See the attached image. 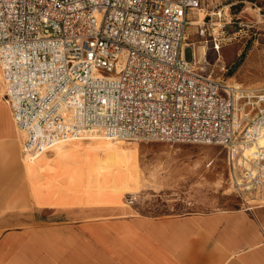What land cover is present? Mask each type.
I'll use <instances>...</instances> for the list:
<instances>
[{"label":"built area","instance_id":"2783aa9c","mask_svg":"<svg viewBox=\"0 0 264 264\" xmlns=\"http://www.w3.org/2000/svg\"><path fill=\"white\" fill-rule=\"evenodd\" d=\"M203 1L0 0L1 90L24 155L90 130L219 145L232 191L264 205V87L234 86L196 59L185 30ZM197 33L210 35L204 21ZM222 40L204 43L218 55Z\"/></svg>","mask_w":264,"mask_h":264},{"label":"rangeland","instance_id":"374dc122","mask_svg":"<svg viewBox=\"0 0 264 264\" xmlns=\"http://www.w3.org/2000/svg\"><path fill=\"white\" fill-rule=\"evenodd\" d=\"M201 9L210 35H198L199 23L185 30L186 42L206 47L200 64L227 83L264 87V0H204ZM212 34L223 38L218 55L204 43ZM183 57L192 59L191 47ZM232 190L219 145L92 135L24 157L13 128L0 140V264L14 256L13 264H104L114 241L131 254L112 255L144 264L146 258L137 259L142 245L152 244L153 253L161 248L163 230L153 222L215 213L226 222V211L251 205ZM247 216L264 232V207ZM109 220L119 227L103 223Z\"/></svg>","mask_w":264,"mask_h":264},{"label":"crops","instance_id":"0c3cea01","mask_svg":"<svg viewBox=\"0 0 264 264\" xmlns=\"http://www.w3.org/2000/svg\"><path fill=\"white\" fill-rule=\"evenodd\" d=\"M12 126L10 109L0 92V140L12 136L14 128ZM255 207L263 208L264 205L226 211L229 214L225 218L226 222L222 219L224 215L222 214L221 218L218 213L207 217L187 216L183 219L153 222L152 224L155 223L153 228H157L160 224L163 230L160 237L161 248L153 253L150 250L156 251V249L152 244L151 247L142 245L140 247L142 256L136 257L146 258L144 264H264V232L261 227H251L250 222L246 220L248 211ZM103 223L112 225L116 223L115 227H119L118 221L109 220ZM222 224L224 228L221 227ZM24 243L28 246V242ZM126 250L120 243L114 241L113 246H108V256L104 257L106 261L104 264H137L131 258H126L123 262L112 255V252L122 251H124L122 254H131ZM3 259L4 257L1 260ZM18 259V256H14L8 261L4 260V264H13ZM45 260L48 262L47 259ZM53 260L51 256L50 262ZM40 263L42 264V260L31 263L25 261L20 264Z\"/></svg>","mask_w":264,"mask_h":264},{"label":"bare ground","instance_id":"6f19581e","mask_svg":"<svg viewBox=\"0 0 264 264\" xmlns=\"http://www.w3.org/2000/svg\"><path fill=\"white\" fill-rule=\"evenodd\" d=\"M197 11H198V13H197V14H198L197 19H196V20H190V22H189L190 25L198 24V23H200L201 20L203 19L204 14L201 12L202 9H201V8H200V9H197ZM186 39H187V36H186ZM185 43H187L186 40H185ZM194 49H195V57H196V59L199 61V55H205V54H206V47H205V46H198V47L195 46ZM0 86H1V79H0ZM234 86H236V85L234 84ZM14 128H15L16 133H19V134H20V137H21V152H22V156H24V157H33L34 155H33V156L26 155V154L24 155V152H23V149H22V144H23L22 131H21L19 128H17V127L15 126V124H14ZM92 135H97V136H102V137H104V138H109V137H105V136H103V134L100 133V132H96V131H92V130H90V131H88V132L82 134L80 137H77V138H70V139H68V140H63V141H61V142H58V143H56L55 145L48 147L47 149H45L44 152H42V153H40V154L46 153L48 150L52 149L53 147L61 146V145H64V144H66V143H68V142H70V141L78 140V139H82V138H86V137H89V136H92ZM110 139H112V140H116V141H117V140H137V138H135V137H118V138H110ZM256 144H258V145H260V146H264V131H263L262 136H260V137L258 138ZM15 146H17V144H16V145H15V144H14V145H11L10 147H11L12 149H14ZM9 149H10V148H9ZM252 150H253V147H252V146L247 147V148L244 150V154H249V153L252 152ZM40 154H35V155H40ZM113 165H114V160L112 159V161H111V160L109 161V164H108V167L106 168V170H107L108 172L111 171V170L113 169ZM105 188H108V187H105ZM105 188H104V189H105ZM113 202L115 203V201H113ZM113 202H112V204H113Z\"/></svg>","mask_w":264,"mask_h":264}]
</instances>
